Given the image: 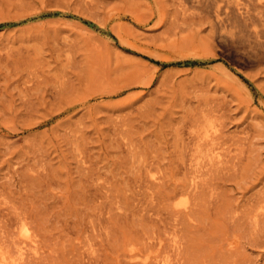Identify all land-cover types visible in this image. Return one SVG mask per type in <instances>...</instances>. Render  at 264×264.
I'll return each mask as SVG.
<instances>
[{"label": "rangeland", "instance_id": "rangeland-1", "mask_svg": "<svg viewBox=\"0 0 264 264\" xmlns=\"http://www.w3.org/2000/svg\"><path fill=\"white\" fill-rule=\"evenodd\" d=\"M236 16L0 0V264H264V47Z\"/></svg>", "mask_w": 264, "mask_h": 264}, {"label": "bare ground", "instance_id": "bare-ground-1", "mask_svg": "<svg viewBox=\"0 0 264 264\" xmlns=\"http://www.w3.org/2000/svg\"><path fill=\"white\" fill-rule=\"evenodd\" d=\"M195 1L200 6L204 4L205 7L213 9V12L216 16V21L217 23L221 24V26L223 25L228 27V24L229 25L234 24L232 22H231L232 24H230L229 22L231 20L232 13H235L237 15L236 18L237 17L241 18L244 22V26H246V28L249 29L251 38H253L254 41H256L258 44L264 47V0H195ZM234 27L236 26L234 25ZM224 32L226 33V30ZM230 33H234V32H230ZM208 132L210 131H207V133ZM206 136H208V134H206ZM26 232H25V236L26 238H28V234Z\"/></svg>", "mask_w": 264, "mask_h": 264}]
</instances>
